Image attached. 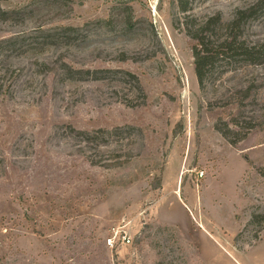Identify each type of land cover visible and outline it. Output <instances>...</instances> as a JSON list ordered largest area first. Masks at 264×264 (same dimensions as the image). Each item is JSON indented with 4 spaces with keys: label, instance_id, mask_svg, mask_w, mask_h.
I'll list each match as a JSON object with an SVG mask.
<instances>
[{
    "label": "rangeland",
    "instance_id": "obj_1",
    "mask_svg": "<svg viewBox=\"0 0 264 264\" xmlns=\"http://www.w3.org/2000/svg\"><path fill=\"white\" fill-rule=\"evenodd\" d=\"M256 1L2 3L23 19L0 42L24 41L0 51V264H264V66L200 85L187 33ZM244 39L264 41V13ZM220 121L256 127L231 145Z\"/></svg>",
    "mask_w": 264,
    "mask_h": 264
},
{
    "label": "trees",
    "instance_id": "obj_2",
    "mask_svg": "<svg viewBox=\"0 0 264 264\" xmlns=\"http://www.w3.org/2000/svg\"><path fill=\"white\" fill-rule=\"evenodd\" d=\"M7 0H0V20L1 21H17L23 19L20 17L18 11H7L2 8V3ZM179 8L182 12L187 13L191 10L188 7V0H177ZM264 13V0H257L255 3L241 8L236 11L233 19L224 24L220 15H215L196 24V20L187 23V33L195 41L193 46V56L195 65V74L200 85H203L208 75L215 68L217 63L231 64L233 62H242L251 66H264V41L257 43H248L244 39V30L246 25L253 20H256ZM69 31H74L73 28H68ZM59 35V34H58ZM56 35V36H58ZM63 35V34H61ZM60 36V35H59ZM58 36V37H59ZM24 39L11 38L0 42V51L17 47L23 43ZM68 77L70 79H82L84 75H97L96 71L73 70L67 66ZM103 73L107 71H101ZM129 76L134 77L132 74ZM80 77V78H79ZM248 97L250 89L240 91V93ZM4 88L0 86V96L3 95ZM233 125L237 127L239 121L237 118L233 119ZM248 123L247 132L240 130H233L228 123L220 121L217 123L216 130L226 139L231 145L244 140L248 133L255 129L256 124ZM82 137L84 142L94 143L100 141L105 143V130H99L96 134L90 132H77L72 130ZM98 134H101L100 136ZM98 140V141H97Z\"/></svg>",
    "mask_w": 264,
    "mask_h": 264
},
{
    "label": "built area",
    "instance_id": "obj_3",
    "mask_svg": "<svg viewBox=\"0 0 264 264\" xmlns=\"http://www.w3.org/2000/svg\"><path fill=\"white\" fill-rule=\"evenodd\" d=\"M121 239L122 244H130L131 242V238L124 236L122 238H118V236H113L112 238H110L108 240V245L113 248L116 244L117 241H119Z\"/></svg>",
    "mask_w": 264,
    "mask_h": 264
}]
</instances>
